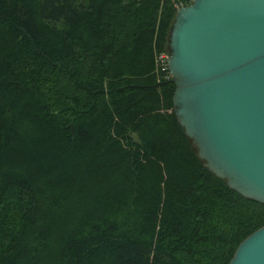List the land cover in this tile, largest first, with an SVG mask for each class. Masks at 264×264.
I'll use <instances>...</instances> for the list:
<instances>
[{"label": "trees", "instance_id": "16d2710c", "mask_svg": "<svg viewBox=\"0 0 264 264\" xmlns=\"http://www.w3.org/2000/svg\"><path fill=\"white\" fill-rule=\"evenodd\" d=\"M179 3L0 0V264H227L264 224L173 113Z\"/></svg>", "mask_w": 264, "mask_h": 264}, {"label": "water", "instance_id": "95a60500", "mask_svg": "<svg viewBox=\"0 0 264 264\" xmlns=\"http://www.w3.org/2000/svg\"><path fill=\"white\" fill-rule=\"evenodd\" d=\"M166 67L173 113L200 163L264 202V0H191L175 9ZM227 264H264V224Z\"/></svg>", "mask_w": 264, "mask_h": 264}, {"label": "built area", "instance_id": "2783aa9c", "mask_svg": "<svg viewBox=\"0 0 264 264\" xmlns=\"http://www.w3.org/2000/svg\"><path fill=\"white\" fill-rule=\"evenodd\" d=\"M190 1H191V0H187L188 3H189ZM180 5H183V4L179 3V4L177 5V7L180 6ZM167 56H168V49H167L166 51H163V52H161V53H159V54L157 55V59H158L159 61L163 62L164 65H165V67H166V58H167Z\"/></svg>", "mask_w": 264, "mask_h": 264}]
</instances>
